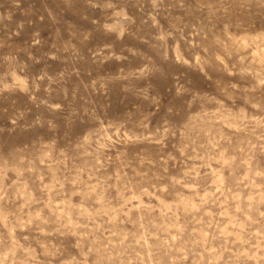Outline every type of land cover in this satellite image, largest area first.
<instances>
[{
    "label": "rangeland",
    "instance_id": "rangeland-1",
    "mask_svg": "<svg viewBox=\"0 0 264 264\" xmlns=\"http://www.w3.org/2000/svg\"><path fill=\"white\" fill-rule=\"evenodd\" d=\"M0 264H264V0H0Z\"/></svg>",
    "mask_w": 264,
    "mask_h": 264
}]
</instances>
